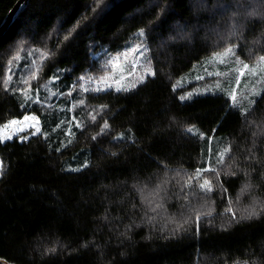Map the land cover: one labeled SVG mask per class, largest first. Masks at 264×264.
<instances>
[{"label":"trees","instance_id":"1","mask_svg":"<svg viewBox=\"0 0 264 264\" xmlns=\"http://www.w3.org/2000/svg\"><path fill=\"white\" fill-rule=\"evenodd\" d=\"M135 40L153 76L81 89ZM229 47L264 56V0H28L0 36V128L41 130L0 140V264H264V91L242 112L173 87Z\"/></svg>","mask_w":264,"mask_h":264},{"label":"rangeland","instance_id":"2","mask_svg":"<svg viewBox=\"0 0 264 264\" xmlns=\"http://www.w3.org/2000/svg\"><path fill=\"white\" fill-rule=\"evenodd\" d=\"M197 5H203V3L197 2ZM229 48L233 49L231 54L223 56L222 54L225 53L226 49L207 57L175 80L173 87L181 88V97H187L183 100L196 96L219 94L228 98L235 107L244 112L253 104L256 97L261 95L264 91V65L259 64V59L262 56L247 64L249 69H245L235 54L234 48ZM102 62L103 67L108 70L107 73L100 78L90 76V78L83 80L81 89L93 90L94 92L110 89L116 92L128 91L142 83L140 82L141 78L144 82L148 77L153 76V74L147 73V69L150 68L151 72L154 73L147 45L139 40H135L123 51L102 59ZM52 82L54 81L52 80ZM122 88L127 90H117ZM233 94L236 95L235 101L231 99ZM25 115L34 114L25 113L23 117ZM23 117L16 120H22ZM9 122L0 128L2 142L14 137L19 138V141H25L40 133V131L36 132V128L41 130L40 121L36 127L30 126L35 123L34 121H28L22 125H11ZM5 125L9 126L5 128ZM21 128L24 130H20ZM9 135H11V139L6 138ZM223 152V149H219L218 155Z\"/></svg>","mask_w":264,"mask_h":264},{"label":"snow or ice","instance_id":"3","mask_svg":"<svg viewBox=\"0 0 264 264\" xmlns=\"http://www.w3.org/2000/svg\"><path fill=\"white\" fill-rule=\"evenodd\" d=\"M140 34L143 35L142 32H141ZM137 50H138V49H137ZM232 52H233V49H232V48H229V49H227V50L225 51V53H223L222 55H223V56H227V55L231 54ZM16 58L18 59L19 57H16ZM9 63L11 64V61H10ZM259 64H260V65H264V56L260 57V59H259ZM243 67H244L245 69H249V66L246 65V64L243 65ZM146 71H147L148 74H153V75H154V73L151 72V69H150V68L147 69ZM253 71H254V70H253ZM241 74H242V73H241ZM31 78H32V79H35V78H36V73H35V72L32 74V77H31ZM54 79H55V78H54ZM10 80H11V76L9 75V76L6 78L5 83H6V84L9 83ZM140 82H143V78H141ZM24 83H25V84H28L29 81L26 79V80L24 81ZM97 90H103V89H97ZM117 90H127V89H123V88H122V89H117ZM20 91H21L22 94L25 96V99H26V100L31 99V95H30L31 87H30V85H29L28 88L21 89ZM37 91H38V89H37ZM68 95H71V93H68ZM185 98H187V97H181V99H185ZM231 99H232L233 101H235V100H236V95L233 94L232 97H231ZM80 103H83V101H81ZM92 119L94 120L95 117H93ZM28 121H34V122H35V123H33V124L30 125L31 127H36V125L39 123V119H38V117H36V116H34V115H25V116L23 117L22 120H19V121H18V120H12V121H10L9 123H10L11 125H22V124H24L25 122H28ZM8 126H9V125H5L4 127L7 128ZM76 126L79 127V126H80L79 123H77ZM107 127H108V125H107V123L105 122V124H104V128L106 129ZM20 130H24V129L21 128ZM39 131H40V129H39V128H36V132H39ZM188 131H189V132H193L194 129H193V128H189ZM34 134H35V133H34ZM6 138H7V139H11L12 137H11V135H9V136L6 137ZM2 139H3V138H0V140H2ZM227 151H228V150L226 149V150H225V153H221V154H220V156L218 157V161H217L218 163H223L224 155L226 154ZM204 171H215V169H213V168H211V167H208V168H205V169H198L197 172H196V178L199 179V177L201 176V174H202ZM0 172H2V164H0ZM188 184H189V185L191 184V179H189ZM198 186H199L200 190L203 191V192H210V191L212 190L211 182H210L209 180H207V179H205V180H204L202 183H200ZM229 211H231V209H229ZM254 214H255V212L250 213V215H254Z\"/></svg>","mask_w":264,"mask_h":264},{"label":"water","instance_id":"4","mask_svg":"<svg viewBox=\"0 0 264 264\" xmlns=\"http://www.w3.org/2000/svg\"><path fill=\"white\" fill-rule=\"evenodd\" d=\"M28 0H18L16 4L13 6L4 22L0 26V36L6 31V29L10 26V24L14 21L16 16L21 12L24 8Z\"/></svg>","mask_w":264,"mask_h":264}]
</instances>
